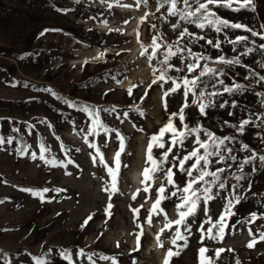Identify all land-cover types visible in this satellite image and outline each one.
<instances>
[{"label":"rangeland","instance_id":"obj_1","mask_svg":"<svg viewBox=\"0 0 264 264\" xmlns=\"http://www.w3.org/2000/svg\"><path fill=\"white\" fill-rule=\"evenodd\" d=\"M254 2L255 12L242 10L234 13L225 9L217 11L223 18L247 24L259 31L260 24L264 23V0ZM121 3L133 6L124 8L114 4L113 8L108 10L107 5L100 3V0H81L79 4L76 0H0V117L5 118L0 123L3 124V131H9V118L13 122H20V135L32 145L30 152L36 151L39 155L38 143L42 139L51 149L50 153L46 154L48 158L54 156L66 162L67 158L60 151V143L63 142L70 150V158L75 162L67 168H51L40 160L33 161L30 156L20 157L14 154L15 143L0 149V177L8 182L0 183V200L4 201L0 203V251L6 253L7 258L13 260L14 264H34L31 256H45L49 248L52 252L46 258L50 264H68L59 255L60 251L68 249L72 251L73 259H76L77 248L114 255L120 264H133L134 260L136 264H163L165 249L172 247L170 240L175 227L172 232L166 231L162 236L164 248L158 246L155 238L166 222L163 215L153 217V226L144 225L139 251H132L136 248L137 241L135 235L130 233L138 231L131 209L139 207L140 204L144 205L140 213L142 223L155 198V188L161 183V179H157L150 193L143 192V169L151 166L146 163L150 137L157 134L168 122L171 113L179 112L184 99L182 89L179 93L167 97L165 111L162 102L163 90L158 85L148 88L153 79L152 67L147 59L152 51V38L160 34L161 42H174L179 29L173 31L171 25L177 23V18H169L167 22L155 18L161 15L160 12H155V0H148L147 6L140 7L135 6V0H121ZM58 9H66L67 12ZM146 11L155 12V17L150 16L147 21L141 22V17ZM125 20L128 21L127 24L124 23ZM152 24L157 27L152 29ZM182 26H187L190 32L206 35L213 43L217 39H224L223 35L218 37L211 30L201 32L191 25ZM45 29L59 31H49L40 36ZM117 29L119 31H116ZM226 31L231 38L236 35H249L250 40L256 41L257 49L260 43H264L258 37H251L242 30ZM191 47L194 52H204L213 58L221 54L228 58L235 55L231 51L232 46L227 43L222 44L223 53L206 45L204 41L194 43ZM236 47L242 50L240 45ZM98 49L108 50L103 60L82 62L83 56ZM142 52L145 54L141 55ZM253 57L255 61L264 63V55H261L259 50L246 58L242 57V60L264 75V69L260 68L259 63L253 62ZM155 63L153 60L152 64ZM172 63L177 66L180 64L176 58H173ZM210 66L229 74L222 77L226 83H231V78L235 76L237 81L248 86L249 91L243 96L225 94L222 99H236L240 107L209 109L207 118L200 116L197 107L192 105L185 110L186 123L194 126L200 122L204 128L219 136L235 135L234 129L227 126L222 128V122L228 120L236 124L250 112L264 114L260 98L254 95L257 92L264 93V87L258 85L254 79L245 81L246 72L243 68L215 63H210ZM183 74L169 73L172 76ZM13 83L16 84L15 87L11 86ZM25 84L29 86L25 88ZM172 86L169 81L164 84V90ZM44 88H51L57 95L74 103L89 104L102 109L115 107L118 113H129L123 123L116 118V112L100 114L101 120L109 128L118 130L126 138V152L130 153L121 156L118 183L120 191L111 199V219L105 215L108 194L102 190L110 182V177L104 165L98 161L93 162L90 153L94 154V150L84 143L85 132L80 131L81 128L85 131L87 129L84 122L86 117L76 109L68 108L49 93L36 90ZM129 88L133 90L131 97L127 94ZM146 90L148 96L140 100ZM211 90L209 88V91ZM106 92L108 95H104ZM191 99L190 96L189 103ZM137 107L143 112V116L136 111ZM229 111L234 112V115L230 117ZM44 119L53 125L51 129L38 123ZM25 121L36 124L39 135L37 132H33L32 136L24 135ZM73 121L78 125L75 131ZM173 122L178 128L181 127L178 117L173 118ZM256 131L261 129L249 126L246 135L238 136V140L248 143L251 148L264 154V144L253 135ZM108 135L110 140L101 150L105 153L106 163L113 166L119 142L114 132ZM169 135H165V140L169 139ZM55 136H59L60 140H56ZM103 139V134L100 137H89L90 141L95 140L98 145L102 144ZM186 144L190 151L191 142ZM235 147L238 148L239 145ZM162 151L154 147L153 155L158 158ZM236 154L238 157L248 155L247 152ZM125 164L127 167L123 166ZM250 169L251 166H246L245 173L250 172ZM66 172L70 175H66ZM174 179L177 184L183 186V175L177 172ZM248 179L252 181L251 191L248 192L246 182H242L245 188L240 189V195L245 199L233 209L237 215L231 217L229 225L235 224L237 220H246L251 212H256L257 215L264 213V169L252 173ZM229 183L236 181L230 178ZM44 187H58L66 191L59 195L49 192L45 194L46 198L54 195L56 198L50 203H41L38 197L19 190ZM136 189H141V192L133 201L131 195ZM147 196H151V199L145 203ZM223 204L224 201L219 198L209 202V215L213 220L219 217ZM162 207L167 211L169 219L177 218L174 202L166 201ZM92 213H95L93 220L81 230V223ZM205 219L207 217L203 212H199L197 224L192 226L193 234L189 237L188 247L178 256L172 257L171 264H198V249L202 246L209 249L206 256L213 257L215 264H236L237 260L240 264H264V241L258 242L251 249L246 246L252 239L248 228L250 227L259 239V233L264 232V218L258 219L254 224L237 225L235 229L229 227L223 242L211 241L205 237L202 245L196 229ZM209 226L205 224V229ZM117 242L120 244L119 248ZM221 247L225 251L220 259H215V250ZM228 249L233 251H227ZM0 264H3V259H0ZM77 264L84 262L78 261ZM97 264L110 262L97 260Z\"/></svg>","mask_w":264,"mask_h":264},{"label":"snow or ice","instance_id":"obj_2","mask_svg":"<svg viewBox=\"0 0 264 264\" xmlns=\"http://www.w3.org/2000/svg\"><path fill=\"white\" fill-rule=\"evenodd\" d=\"M81 0H76L79 4ZM100 3L106 4L108 10L113 8V5H118L124 8H130L133 5L123 4L121 0H100ZM141 5L147 6L148 0H135V6ZM219 9L229 10L234 13H239L242 10L256 11V4L254 0H155V12H160V17H155V12H145L141 17V22L147 21L149 17H155L163 22H167L169 18H177V23L172 24L173 31L179 29V34L176 40L172 43L167 41L161 42V35L153 36L151 41V54L147 56L149 65L152 67L153 79L148 88L151 89L153 85H158L163 90L162 102L165 111H167L166 98L177 94L182 89L183 103L179 109V112H173L169 115L168 122L159 129L157 134H153L150 137V142L147 146V160L146 163H150V167L143 169L142 184L143 192L150 193L153 189V185L157 179H161V183L155 188V198L153 199L152 206L148 210L147 216L144 217L141 223V209L144 207L140 204L139 207L132 208L133 221L138 231L136 233H130L135 235L137 244L136 248L132 251L140 250L141 237L144 234V225L149 227L153 226V217H159L163 215L166 221L156 234V241L160 248H164V242L162 236L166 231L172 232L173 227L175 231L172 233L170 244L172 247L165 249V256L163 264H171V258L178 256L180 252L188 247L189 237L192 233V226L197 224V216L199 212H203L207 219L201 221L196 231L199 235V242L203 245L205 237L208 240L223 242L229 227L235 229L237 225L243 223L254 224L258 219L264 218V213L257 215L256 212L248 214L246 220H237L235 224L229 225L231 217L237 215L233 209L239 205L245 197L240 195V189L245 188L246 182L247 191H251L252 181L248 177L260 170L264 169V154H261L258 150L251 148L248 143H244L238 140V136L246 135L249 126L255 129H261L256 131L253 135L259 138L260 142L264 144V114H257L255 112L248 113L246 118H242L238 123L233 124L228 120L222 122L221 127H230L235 130V135L219 136L212 131L203 127L200 122H197L194 126H190L186 123L187 115L186 109L195 105L198 110V114L207 118L209 109L219 108H232L236 109L240 107L236 99L231 101L222 99L225 94L229 96H243L249 91V88L243 82L236 80V77L231 78V83H226L222 77H227L229 74L218 68L211 67L210 63L223 64L227 66H237L245 69L244 80L254 79L255 82L264 87V75L260 74L251 65L243 62L242 57L246 58L255 51L259 50L261 55H264V43L256 46L255 40H250L249 35H236L231 38L226 30H242L251 37H258L259 40L264 41V23L260 24L261 30H256L254 27L241 22H232L229 19L223 18L218 14ZM62 12H67L66 9H58ZM161 10H164L163 12ZM93 18L94 17H90ZM128 23L127 20L124 21ZM191 25L199 29L201 32L206 30L214 31L217 36L223 35L224 39H217L215 43L211 39H208L206 35H198L189 31L187 26ZM152 29L157 27L156 24L150 26ZM49 31H59L57 29H45L40 33V36H44ZM109 31H112L109 29ZM116 31H119L117 29ZM139 38V33H137ZM204 41V43L213 49L223 53L222 44L227 43L232 46L231 51L235 53L230 58L224 54L218 55L213 58L209 55H205L204 52H194L191 45ZM237 45L241 46L242 50L237 49ZM252 45V46H249ZM204 45H201L203 47ZM143 47V46H142ZM107 49L98 53L96 59L104 58ZM147 52V49H145ZM142 52L141 55H144ZM120 55V53H116ZM173 58L179 60L180 64L177 66L172 63ZM155 60L156 63L152 64ZM259 63L260 68L264 69V63ZM170 72L184 73L183 75L172 76ZM238 75V74H237ZM162 81V83H161ZM171 81L172 87L164 90V84ZM15 87L16 84L11 85ZM29 85L25 84L27 88ZM137 87V86H133ZM209 88L212 90L209 91ZM37 91H43L49 93L58 101H62L68 108L76 109L78 112L84 114L86 117L85 123L87 129L81 128L80 131L85 132L83 137L84 143L94 150V154L90 153V156L94 163L97 161L104 165L107 169V173L110 177V182L102 189L108 194V203L105 208V215L108 219H111L110 210L113 208L111 202L112 196L119 193L118 183L121 170V156L123 154H130L126 152L127 144L126 138L116 129L109 128L101 120V112H116L115 107L112 109L96 108L89 104H78L71 100L65 99L51 88L36 89ZM127 94L131 97L133 95L132 88L127 90ZM108 95V93H104ZM260 98V104L264 107V93H254ZM148 96L146 90L144 95L140 97V100H144ZM191 96V103H189V97ZM34 99V98H30ZM247 111V109H244ZM139 115L143 116V112L139 107L136 108ZM228 115L231 117L234 112L229 111ZM123 116V119H121ZM129 116L128 112L118 113L116 112V118L120 119L123 123ZM255 119H252V117ZM178 117L181 127L178 128L173 122V118ZM5 118L0 117V121ZM259 121V123H257ZM40 124H45L47 128L51 129L53 125L47 121V119L38 121ZM9 131L4 133L3 124L0 123V149H4L6 145H13L15 143L14 154L25 157L30 156L33 161L40 160L45 165L51 168L61 167L67 168L69 165H73L75 162L69 156V149L60 143V151L65 155V160H58L56 157L48 158L47 153H50L51 149L41 139L38 143L39 155L36 151H31L32 145L27 143L23 136L20 135L21 127L20 122H13L8 119ZM78 125L73 121V130L75 131ZM135 127V125H133ZM24 135L32 136L33 132H37L36 124L30 122H23ZM143 131V129H140ZM115 133V137L119 142V148L115 153L113 159V166H109L105 160V153L101 150L102 147H106L110 136L109 133ZM103 134V142L98 145L95 140L90 141L89 137H100ZM169 135V139L165 140V135ZM39 135V132H37ZM55 135V133H53ZM203 136V138H202ZM56 140H60L59 136H55ZM191 142V150L187 148L186 142ZM239 145V147H235ZM163 150L159 157L153 155V148ZM80 151V149H76ZM237 152H247L248 155L238 157ZM127 167V165H123ZM246 166H251L250 172L245 173ZM235 167V171L233 168ZM175 169V171H174ZM177 172L185 177L183 186L176 183L174 177ZM70 175V173H65ZM235 180L236 183H229V179ZM0 183L7 184V180L0 177ZM13 187H16L13 185ZM20 191L31 193V195L38 197L41 203H50L56 198L52 196L46 198L45 194L53 192L59 195L61 192L66 191L62 188H49L44 187L42 189L21 188ZM141 189H136L131 195V199L135 201L140 194ZM224 193V195H221ZM255 195V194H253ZM175 198V200H173ZM217 198L224 201L222 211L218 218L213 220L209 215V202L215 201ZM151 196L145 197V203ZM166 201H172L175 205V211L177 218L175 220L169 219L168 213L162 205ZM178 201V202H177ZM4 201L0 200V203ZM131 207V206H130ZM95 213L89 214L83 220L80 225L81 230L86 228L90 221L93 220ZM191 221V222H189ZM107 223V220L105 221ZM205 224L210 225L205 229ZM183 229V231H181ZM215 230V231H214ZM249 236L252 237L250 242L246 245L249 249L254 248L255 245L264 241V232L259 233V239L256 238L252 229L248 228ZM103 233H101L102 235ZM99 238V237H98ZM183 242V243H178ZM120 244L117 242V247ZM225 251L224 248H217L214 253L215 259H220L221 254ZM227 251H233L228 249ZM52 252V249H47L45 256H31L34 264H50L49 259L46 258L48 254ZM209 249L206 246H202L198 249V264H215L213 257L206 256ZM31 255V254H29ZM61 258L68 262V264H77L78 261L84 262V264H97V260L109 261L110 264H120L116 256H109L98 254L94 251H85L84 248H77L75 252L76 259H73L72 251L68 249H62L59 253ZM0 259H3V264H14L13 260L7 258V254L0 251ZM136 264V261H133ZM236 264H240L237 260Z\"/></svg>","mask_w":264,"mask_h":264},{"label":"bare ground","instance_id":"obj_3","mask_svg":"<svg viewBox=\"0 0 264 264\" xmlns=\"http://www.w3.org/2000/svg\"><path fill=\"white\" fill-rule=\"evenodd\" d=\"M101 51H103V50H99V49H98V50H96V51H94V52H90L89 54L86 55V57H87V59H90V60H91V59H96L95 57H97L98 53L101 52ZM107 51H108V50H107ZM106 53H107V52H106ZM104 58H105V57H104ZM104 58H103V59H104ZM101 59H102V58H101ZM103 59H102V60H103Z\"/></svg>","mask_w":264,"mask_h":264}]
</instances>
